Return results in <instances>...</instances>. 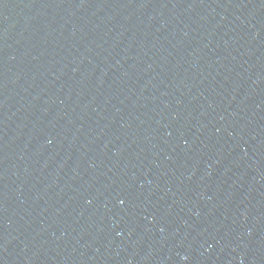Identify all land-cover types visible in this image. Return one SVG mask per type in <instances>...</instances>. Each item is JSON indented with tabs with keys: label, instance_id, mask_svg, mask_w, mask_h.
I'll return each mask as SVG.
<instances>
[{
	"label": "water",
	"instance_id": "95a60500",
	"mask_svg": "<svg viewBox=\"0 0 264 264\" xmlns=\"http://www.w3.org/2000/svg\"><path fill=\"white\" fill-rule=\"evenodd\" d=\"M0 264H264V0H0Z\"/></svg>",
	"mask_w": 264,
	"mask_h": 264
}]
</instances>
